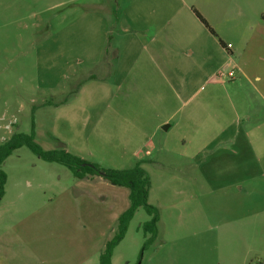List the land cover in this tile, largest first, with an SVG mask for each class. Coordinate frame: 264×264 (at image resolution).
I'll list each match as a JSON object with an SVG mask.
<instances>
[{
    "label": "rangeland",
    "instance_id": "374dc122",
    "mask_svg": "<svg viewBox=\"0 0 264 264\" xmlns=\"http://www.w3.org/2000/svg\"><path fill=\"white\" fill-rule=\"evenodd\" d=\"M123 1L0 0V145L22 133L103 169L141 162L157 234L144 248L137 208L110 264H264V84H239L234 63L256 34L253 0H222L218 18L215 0H154L148 43L118 21ZM149 51L159 76L137 66ZM2 170L0 264H100L128 189L25 146Z\"/></svg>",
    "mask_w": 264,
    "mask_h": 264
},
{
    "label": "trees",
    "instance_id": "16d2710c",
    "mask_svg": "<svg viewBox=\"0 0 264 264\" xmlns=\"http://www.w3.org/2000/svg\"><path fill=\"white\" fill-rule=\"evenodd\" d=\"M200 23L209 29L207 23L194 12ZM210 30V29H209ZM220 45L223 46L222 42ZM47 105V103H45ZM25 146L38 159L49 163H58L72 174L77 180H87L93 177H99L112 186L128 189L129 208L120 216L118 224V235L113 242L108 244L106 251L100 256V264H110L111 252L113 248L122 240L134 211L137 208H143L151 217V220L144 224V231L150 234L146 240L144 248L152 243L157 234L156 224L158 222V212L155 208L146 203L147 191L150 185L149 178L141 168L140 163H136L132 168L125 170L103 169L99 165L73 156L65 151L64 147H58L52 151H43L34 143L32 135L16 133L9 140L0 145V202L4 196V186L6 175L2 170V164L16 149Z\"/></svg>",
    "mask_w": 264,
    "mask_h": 264
},
{
    "label": "crops",
    "instance_id": "0c3cea01",
    "mask_svg": "<svg viewBox=\"0 0 264 264\" xmlns=\"http://www.w3.org/2000/svg\"><path fill=\"white\" fill-rule=\"evenodd\" d=\"M252 2V17L254 18V30H255V37L254 40L251 42H248V44L244 45L242 49L237 51L238 56L236 57V60L234 61L235 66L237 67L238 70V76L240 78L239 84L242 82L246 83H260L262 82L264 84V75L261 76L257 74V70L259 68V63L264 62L260 57L262 54H264V0H258V1H251ZM149 5H143V4H148ZM222 3V0H215L212 5H215V11L216 17L218 18L219 16V9L220 5ZM154 0H124L123 3L120 6V14H119V22H126L130 24L131 26L139 23V27H141V30L145 32V43H148L150 40V34L154 32L156 33V25L158 24L157 22L155 23L156 18L159 19L160 14L155 12L154 9ZM238 5V3H237ZM145 7V8H144ZM132 9V10H131ZM222 9V8H221ZM136 10V12L134 11ZM190 15L198 20L196 17L195 13L196 11H193L192 6L190 7ZM147 13V14H145ZM197 13V12H196ZM189 15V16H190ZM200 17L209 25L212 30L208 29V31L214 35L213 31L215 30L216 25L214 24L213 21H209L207 17H204L203 14H200ZM190 18V17H189ZM199 21V20H198ZM118 22V23H119ZM200 22V21H199ZM203 26V25H202ZM204 27V26H203ZM97 29H98V34L104 35L105 31L103 22L99 20V23L97 24ZM103 41V40H102ZM221 41H219L220 44ZM223 44V43H222ZM147 47L149 46L148 44L146 45ZM151 46V45H150ZM222 46V45H221ZM224 48V45L222 46ZM100 48H98L99 51ZM231 52V54H235V51L233 50H228ZM231 56V55H230ZM137 66L139 68L146 69L147 72L149 73L148 68H154V71L150 72H155L154 75L159 76L160 72V62L156 60L155 56L153 53L150 51L147 52L145 57L139 59L137 61ZM164 68H168L169 64L166 62L164 65H162ZM256 70V71H255ZM164 72V71H163ZM148 73L146 76H148ZM263 78V80H261ZM257 91V89H255ZM259 96L263 99L264 102V96L259 93ZM241 191V190H240Z\"/></svg>",
    "mask_w": 264,
    "mask_h": 264
}]
</instances>
